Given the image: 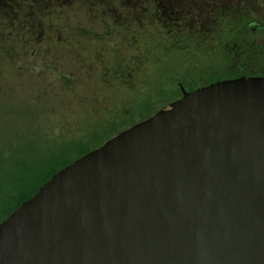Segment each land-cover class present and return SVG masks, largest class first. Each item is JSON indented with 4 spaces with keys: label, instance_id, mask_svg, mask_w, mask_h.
Wrapping results in <instances>:
<instances>
[{
    "label": "water",
    "instance_id": "1",
    "mask_svg": "<svg viewBox=\"0 0 264 264\" xmlns=\"http://www.w3.org/2000/svg\"><path fill=\"white\" fill-rule=\"evenodd\" d=\"M183 91L2 221L0 264H264V76Z\"/></svg>",
    "mask_w": 264,
    "mask_h": 264
},
{
    "label": "rangeland",
    "instance_id": "2",
    "mask_svg": "<svg viewBox=\"0 0 264 264\" xmlns=\"http://www.w3.org/2000/svg\"><path fill=\"white\" fill-rule=\"evenodd\" d=\"M234 4L0 0V157L95 145L108 122L119 130L167 104L172 79H209L208 68L220 65L221 46L233 37L219 13ZM242 6L258 7L248 0ZM221 27L223 39H214Z\"/></svg>",
    "mask_w": 264,
    "mask_h": 264
},
{
    "label": "flooded vegetation",
    "instance_id": "3",
    "mask_svg": "<svg viewBox=\"0 0 264 264\" xmlns=\"http://www.w3.org/2000/svg\"><path fill=\"white\" fill-rule=\"evenodd\" d=\"M235 8L226 15L220 11L218 19H222V23H227L233 34L230 41H225L221 46L223 51L222 60L218 63V67L210 66L208 72L210 78L203 79L200 76L185 74L182 79H172L171 87L163 93L166 98L167 106L170 103L181 98L184 95L183 89L192 91L196 88L206 86L213 82L225 79H233L241 76H264V0H248L258 6L253 11L246 6H242L243 0H232ZM252 11V12H251ZM222 15H225L224 17ZM222 28L218 29V34L222 32ZM215 32L212 34V37ZM214 39H223V36H217ZM245 40L249 44L245 47L240 45L237 47L238 42H231V40ZM228 52L226 53V49ZM217 51V48L211 49ZM194 78V79H193ZM174 88V89H171ZM162 107V108H166Z\"/></svg>",
    "mask_w": 264,
    "mask_h": 264
},
{
    "label": "trees",
    "instance_id": "4",
    "mask_svg": "<svg viewBox=\"0 0 264 264\" xmlns=\"http://www.w3.org/2000/svg\"><path fill=\"white\" fill-rule=\"evenodd\" d=\"M166 106L167 104H164L162 107ZM148 112L150 111L147 110L139 120H134L127 127L119 130L114 128L111 131L110 129L116 121L108 122V133L101 142L95 145H90V143L87 145L80 141L66 149L49 151L47 154L41 152L37 157L35 156L36 152L29 155V150L22 151L23 153L3 152V156L0 157V223L25 200L32 197L58 170L97 148L120 131L155 113L154 111Z\"/></svg>",
    "mask_w": 264,
    "mask_h": 264
}]
</instances>
